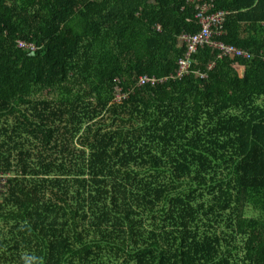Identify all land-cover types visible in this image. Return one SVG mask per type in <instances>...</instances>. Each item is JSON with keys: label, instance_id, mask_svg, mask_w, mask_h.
<instances>
[{"label": "trees", "instance_id": "obj_1", "mask_svg": "<svg viewBox=\"0 0 264 264\" xmlns=\"http://www.w3.org/2000/svg\"><path fill=\"white\" fill-rule=\"evenodd\" d=\"M0 175V264H264V0H0Z\"/></svg>", "mask_w": 264, "mask_h": 264}, {"label": "built area", "instance_id": "obj_2", "mask_svg": "<svg viewBox=\"0 0 264 264\" xmlns=\"http://www.w3.org/2000/svg\"><path fill=\"white\" fill-rule=\"evenodd\" d=\"M210 7L204 6L202 7L201 14L198 16L199 23L201 26V31L197 34L188 35V34H182L179 37V41L182 45H184L187 49L186 56L179 61V70H178V76H182L185 74H189L192 69V55H195L199 48L208 45L212 47L215 51L219 53V58L223 56H245L249 57V54L244 52L243 50L223 44L218 41L212 40V28L219 27L222 22L223 18H225L224 13H217L214 15H207L209 12ZM206 14V16H205ZM22 46H26L24 43H22ZM211 68V67H210ZM207 74L201 73V77H205ZM158 81V78L155 77H147L142 76L139 78V83L143 84L144 82H152L155 83Z\"/></svg>", "mask_w": 264, "mask_h": 264}, {"label": "rangeland", "instance_id": "obj_3", "mask_svg": "<svg viewBox=\"0 0 264 264\" xmlns=\"http://www.w3.org/2000/svg\"><path fill=\"white\" fill-rule=\"evenodd\" d=\"M5 184H6V178L0 175V194L6 189ZM0 201H1V196H0Z\"/></svg>", "mask_w": 264, "mask_h": 264}]
</instances>
